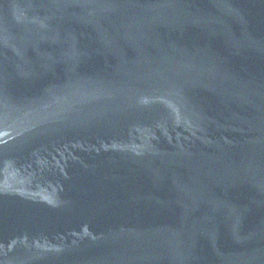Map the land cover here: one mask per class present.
<instances>
[{
  "label": "water",
  "instance_id": "1",
  "mask_svg": "<svg viewBox=\"0 0 264 264\" xmlns=\"http://www.w3.org/2000/svg\"><path fill=\"white\" fill-rule=\"evenodd\" d=\"M0 264H264V0H0Z\"/></svg>",
  "mask_w": 264,
  "mask_h": 264
}]
</instances>
